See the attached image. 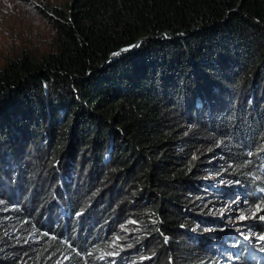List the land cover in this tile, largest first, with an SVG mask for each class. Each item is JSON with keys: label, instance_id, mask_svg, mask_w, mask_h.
Segmentation results:
<instances>
[{"label": "trees", "instance_id": "obj_1", "mask_svg": "<svg viewBox=\"0 0 264 264\" xmlns=\"http://www.w3.org/2000/svg\"><path fill=\"white\" fill-rule=\"evenodd\" d=\"M56 13V54L0 68V264L261 262L207 228L226 185L264 204V0Z\"/></svg>", "mask_w": 264, "mask_h": 264}, {"label": "rangeland", "instance_id": "obj_2", "mask_svg": "<svg viewBox=\"0 0 264 264\" xmlns=\"http://www.w3.org/2000/svg\"><path fill=\"white\" fill-rule=\"evenodd\" d=\"M69 3L70 0H0V68L26 52L38 60L56 54L61 35L52 21L55 20L56 11H66ZM226 186L233 197L223 200L217 207L215 219L222 224L208 225L207 229L209 233L235 237L236 240L230 239L225 246L239 249L244 244L247 258L258 256L262 261L257 259V264H264V240L261 239L264 235L260 228L264 225V204L249 207L245 197L241 199L240 194H235L234 186ZM123 232L129 236V228ZM126 239L128 243L131 242L129 237ZM230 251L221 253L220 264L238 261Z\"/></svg>", "mask_w": 264, "mask_h": 264}, {"label": "snow or ice", "instance_id": "obj_3", "mask_svg": "<svg viewBox=\"0 0 264 264\" xmlns=\"http://www.w3.org/2000/svg\"><path fill=\"white\" fill-rule=\"evenodd\" d=\"M262 240H264V237H261Z\"/></svg>", "mask_w": 264, "mask_h": 264}]
</instances>
